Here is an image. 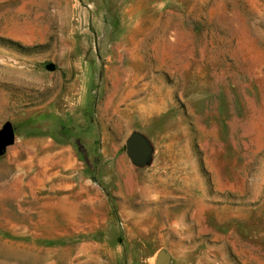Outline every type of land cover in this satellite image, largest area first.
I'll return each instance as SVG.
<instances>
[{
  "label": "rangeland",
  "instance_id": "rangeland-1",
  "mask_svg": "<svg viewBox=\"0 0 264 264\" xmlns=\"http://www.w3.org/2000/svg\"><path fill=\"white\" fill-rule=\"evenodd\" d=\"M5 122L0 264H264V0H0Z\"/></svg>",
  "mask_w": 264,
  "mask_h": 264
},
{
  "label": "water",
  "instance_id": "water-1",
  "mask_svg": "<svg viewBox=\"0 0 264 264\" xmlns=\"http://www.w3.org/2000/svg\"><path fill=\"white\" fill-rule=\"evenodd\" d=\"M15 134L10 122L0 127V153L14 142ZM125 151L128 159L133 163H142L148 155L146 142L138 135L132 134L125 141Z\"/></svg>",
  "mask_w": 264,
  "mask_h": 264
}]
</instances>
